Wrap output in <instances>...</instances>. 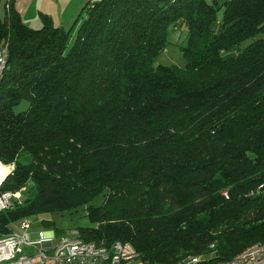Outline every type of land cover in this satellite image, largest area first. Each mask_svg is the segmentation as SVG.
I'll use <instances>...</instances> for the list:
<instances>
[{
	"label": "trees",
	"instance_id": "obj_1",
	"mask_svg": "<svg viewBox=\"0 0 264 264\" xmlns=\"http://www.w3.org/2000/svg\"><path fill=\"white\" fill-rule=\"evenodd\" d=\"M12 1L0 162L13 169L0 193L24 191L0 211V237L83 207L81 238L128 242L144 264L229 260L264 242V0H102L81 9L70 46ZM179 21L185 65L154 66Z\"/></svg>",
	"mask_w": 264,
	"mask_h": 264
},
{
	"label": "built area",
	"instance_id": "obj_2",
	"mask_svg": "<svg viewBox=\"0 0 264 264\" xmlns=\"http://www.w3.org/2000/svg\"><path fill=\"white\" fill-rule=\"evenodd\" d=\"M100 1L87 0V4L93 6ZM8 5L7 2L6 8ZM6 57V45L0 43V77L5 69ZM12 169L13 165L8 174ZM23 191L24 187H21L15 192L0 193V211L20 203ZM35 222L44 224V217H24L0 237V264H144L128 242L87 241L75 232L63 236L52 228H35ZM213 254L187 255L170 264H264V242L246 247L229 260L210 261Z\"/></svg>",
	"mask_w": 264,
	"mask_h": 264
},
{
	"label": "rangeland",
	"instance_id": "obj_3",
	"mask_svg": "<svg viewBox=\"0 0 264 264\" xmlns=\"http://www.w3.org/2000/svg\"><path fill=\"white\" fill-rule=\"evenodd\" d=\"M210 1V0H208ZM222 13V9H219L217 12V16L220 17ZM55 25V24H54ZM57 26V25H55ZM73 26V29H70ZM40 27V26H39ZM37 26H32V28H39ZM69 37V46L73 42V39L76 35V23L73 22L66 28H64ZM186 34L187 30L182 21H179L178 25L175 27L168 26L167 28V47L164 51H162L154 60V66L158 64L162 65H175L178 67H183L185 65V59L181 53V47L186 44ZM257 37H262V35H258ZM251 38L245 40L240 48L246 46L250 42ZM237 49H232L228 52H224V55H229L231 53H235ZM27 104L24 102L20 104L15 110H20L26 108ZM98 202V201H97ZM95 202V203H97ZM37 217V216H33ZM54 221V227L46 226L42 223L35 222V228H52L59 235H71L72 233H78L77 230L79 226H92V223L87 219L85 209L83 207H79L73 211H64V212H55L45 216H39ZM59 232H58V231Z\"/></svg>",
	"mask_w": 264,
	"mask_h": 264
},
{
	"label": "crops",
	"instance_id": "obj_4",
	"mask_svg": "<svg viewBox=\"0 0 264 264\" xmlns=\"http://www.w3.org/2000/svg\"><path fill=\"white\" fill-rule=\"evenodd\" d=\"M1 0L0 13L3 15L4 4ZM13 8L18 12L22 21L32 27L41 26L40 15H48L59 27H68L76 21L87 0H13Z\"/></svg>",
	"mask_w": 264,
	"mask_h": 264
},
{
	"label": "bare ground",
	"instance_id": "obj_5",
	"mask_svg": "<svg viewBox=\"0 0 264 264\" xmlns=\"http://www.w3.org/2000/svg\"><path fill=\"white\" fill-rule=\"evenodd\" d=\"M12 168V165H6L0 162V180L8 173Z\"/></svg>",
	"mask_w": 264,
	"mask_h": 264
},
{
	"label": "water",
	"instance_id": "obj_6",
	"mask_svg": "<svg viewBox=\"0 0 264 264\" xmlns=\"http://www.w3.org/2000/svg\"><path fill=\"white\" fill-rule=\"evenodd\" d=\"M7 175H8V173L6 174V176H7ZM6 176H5V177H6ZM5 177H4V178H5ZM4 178H3V179H4Z\"/></svg>",
	"mask_w": 264,
	"mask_h": 264
}]
</instances>
